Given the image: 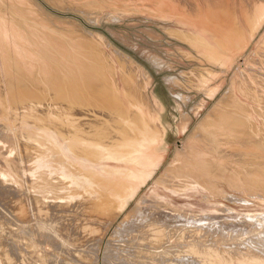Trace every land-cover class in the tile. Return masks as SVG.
Wrapping results in <instances>:
<instances>
[{
    "label": "bare ground",
    "instance_id": "bare-ground-1",
    "mask_svg": "<svg viewBox=\"0 0 264 264\" xmlns=\"http://www.w3.org/2000/svg\"><path fill=\"white\" fill-rule=\"evenodd\" d=\"M45 1L95 23L109 8L121 18L146 11L184 21L191 15L205 23L235 19L233 0H203L202 6L187 0L190 14L183 10L186 0ZM242 1L256 32L264 20V2ZM43 5L38 0H0V264H264V214H238L232 207L230 217L204 216L142 196L104 242L134 196L135 181H144V172L111 168L107 174L121 180H106L87 162L115 161L144 168L151 160H139L138 155L150 149L164 152L167 131L125 105L127 100L134 106L140 92L138 103L150 107V75L142 73L134 95L131 86L137 67L127 55L76 21L56 18ZM220 28L218 33L227 41L216 39L217 48L228 53L222 57L215 48L208 58L231 63L232 44L242 37L229 27ZM170 32L183 41L188 34ZM146 57L157 71L172 68L157 54L146 52ZM113 58L120 63L127 99L121 97L113 78ZM200 79L206 82L208 77ZM166 83L172 95L186 104V97L178 92L181 80L170 75ZM233 87L222 95L227 100L223 103L232 104L236 98ZM239 91L249 96L244 85ZM205 94L212 97L217 90ZM228 106L232 107H215L190 143L196 148L193 153L208 156L193 154V160H187L184 152L176 151L161 182L181 192L207 188L212 178H228L237 192H253L254 199L263 202L264 194L259 193L264 190V126L256 128L248 107L235 105L237 114L226 115ZM254 109L264 121V109ZM184 112L177 121L179 131L186 127ZM12 117L17 125L11 123ZM91 190L100 197L92 199Z\"/></svg>",
    "mask_w": 264,
    "mask_h": 264
},
{
    "label": "rangeland",
    "instance_id": "rangeland-1",
    "mask_svg": "<svg viewBox=\"0 0 264 264\" xmlns=\"http://www.w3.org/2000/svg\"><path fill=\"white\" fill-rule=\"evenodd\" d=\"M256 1L264 2V0H256ZM38 2L41 3L42 5L44 4L43 7L56 18L62 20L76 21L78 24H81V26L84 27L85 29L97 34L101 41L104 42L106 39H108L114 47H116L125 55H127L131 59V63L133 67L134 68L137 67V69L135 68L136 69V72H134L135 74H133L134 79L136 78L135 79L136 85L134 83V85L131 86L132 93L139 92L138 91L139 89L137 88V84H138L137 82L140 80L142 73L146 71V73H148V76L150 75L149 78L151 80L148 93H149V101L153 104L152 108L142 105L141 106L134 105L131 107L128 104L130 102L127 100H125V105L126 107L131 109L132 108L142 109V110L138 109V111L136 112L141 114L145 119L147 120L149 119L150 122L154 124L155 122H158L162 126H165L167 129L166 138L168 140V144H166L165 146V149H167V154L164 157V159L162 160L157 159L159 157V154L156 153L155 155L154 152H156V150L154 149L153 150L150 149L144 152L143 155H138L139 160L152 158L153 166L149 167L148 175L145 177L144 181H142L139 178L135 181V189H136L135 194L133 197L129 199L128 205L123 211V215H121V217L117 220V222H115L114 225L111 227L109 235L107 239L104 241L105 243L108 242V239H110L113 232L116 230V228L123 220V218L136 209L137 203L139 200L142 199L141 198L142 196L154 197L165 202H170L171 204L177 206L180 209L190 212H197L204 216L230 217V215L228 214L230 213L229 210L231 207H232L231 209H233V211L235 210V212L238 214H245V215L264 214V203H263L264 201L260 202L257 199H254L255 195L252 194L253 192L251 193L249 191V193L247 194L240 193V191L237 192L235 190V187H233L231 184L233 180L230 181V179L228 178H215V179L212 178L211 180L212 185L211 186L210 184L206 185L207 188L205 187L202 188L201 186H195L194 189H184L181 192H178V190L175 188L168 189L167 188L168 185L169 187H171L170 184H165V185L157 184V179L163 173H165L170 163H172L176 151L179 150L182 153L184 152L183 153L184 159L187 160L188 159L193 160L195 154L197 155V157L201 155L208 156V154L199 155L198 153H193L196 151V150L194 151V149L196 148H191L189 146L188 137L194 132L196 126H198L208 116L209 112L212 109H214L215 104L218 102V100L221 99L222 95L230 87L231 84L235 83L237 90L239 85H244L248 88L249 91L254 92L258 95H262L264 97L263 82L260 81V80H264V57L261 56L260 54V51L263 49L262 47L264 44V23H262L258 33L252 37L251 31L249 30L242 13V2H243L242 0H233L234 2L233 5L235 6V7L233 6L234 7L233 12L235 13L238 19L239 25L246 31V34L249 38V43L248 46L243 50L242 49L240 51L234 50V52L231 54L232 55L231 63L218 62L215 60H210L208 58L211 52L213 51V49L215 48L218 49L216 50V53L218 52L217 54H220L222 57H225L228 53V51L226 53L222 48H217L219 47V45L217 44L216 39L223 40L224 42L227 41V39H225L223 36H220L218 33L214 32L213 28L215 27L216 29V24L218 22L208 21V23H205V21L201 19L199 20L193 18L194 16H192L191 18V15H189L190 17L186 15L187 19L186 21H184L185 19L182 20L180 18L178 19L177 17H173V16L165 17V15L163 16L155 15L146 11L143 13L132 14L127 18L123 16L122 19L121 16H119L120 14L119 12H116V10L114 11L113 9L109 10L110 9L109 8L106 9L105 11L108 10L107 12H111V13H107L105 11L101 12L100 16H98L101 21L99 20L100 22L98 21V23H95L93 21H90L86 16H84V14L82 15L81 13L78 12L79 14L77 15V11L75 12L73 10L72 11L61 10L57 7H53L45 0H38ZM196 3L201 6L204 4L203 0H196ZM185 4H186V8L184 9L182 7L181 8L183 10L186 9V12L188 9V12L186 14L188 13L190 14L189 8L191 6L187 7L189 5V2L187 0L185 1ZM185 4H183L182 2L181 5L180 3L181 6L183 5L185 6ZM61 11H64L65 13ZM202 15L203 16L206 15V10H203ZM107 16L110 18H108ZM85 17L87 18V20ZM111 17H115V18L118 17L117 19H119L118 22L120 23H118L117 21L112 22ZM170 30H177V31L185 30L186 33H188L186 34L185 41L179 39V37L176 38V35L171 34V32L169 33ZM112 31L113 33H111ZM191 34L193 37L191 36ZM188 37L189 39H187ZM198 37L199 40L197 39ZM201 39L204 40L203 41L205 42L204 45L200 43ZM134 47L137 48L135 49ZM105 51L106 53L109 54V56H113L108 48H106ZM146 52H151L164 58L168 63L171 64L172 68L168 70L157 71L152 66V64L147 60ZM115 59L116 58H113L115 65V69H114L115 74L113 75V78H116L120 85L118 92L120 93L121 97L127 99L126 98L127 88L125 86L126 83L122 74L123 72L121 71V66L119 65L120 63L117 61V59L116 60ZM216 68L218 69L216 70ZM203 69L204 71H201ZM208 69H211V71L210 70L208 71ZM170 75L177 77L179 78V80H181L182 87L180 86V88H178L179 89L178 92L184 97H186L185 100H187L186 103L188 105H186L182 100H179L178 98L172 95L171 88L166 83V79L170 77ZM201 76H207L208 80L206 82L201 81L200 79ZM122 81L125 84H123ZM199 86L201 88H197ZM205 90H217V94L212 97H208L205 94ZM135 94L136 93H134V95ZM139 95H137L134 100L137 104L139 102L138 100ZM238 97L239 98H237V101L235 102H233L234 100L231 101L232 104L230 105L232 107L230 106L227 107L226 115H231L235 113L237 114L238 110L236 111V107L234 104L240 103L248 107V109L250 110V118L254 121L256 128L261 130V128L264 126V121H262L260 115L255 112L256 109L254 108L264 109V100L258 102L257 99L254 100L247 98L246 96L240 93H238ZM158 103H162L164 105L163 111L160 110ZM232 108H234L233 110H235V112L232 110ZM146 109H151V112L149 110L147 111ZM184 111L186 112V115L190 118V122L187 128L185 127L183 128V130L179 131L177 127V121L180 117V114H182ZM13 118L14 117L11 118V123L17 125L18 121L15 118L14 119ZM229 124L232 126L231 128L233 129L234 125H232L231 123ZM258 132L262 134L261 131ZM185 143L186 145H184ZM64 149L66 150L65 145H64ZM216 155L218 156V154ZM222 155L223 154H221V156ZM68 156L72 158L71 155L68 154ZM53 158L55 159L56 157L54 156ZM221 158L224 159L225 155H223V157ZM54 159H51V162L52 161L55 162ZM230 159L232 160L231 162H235V159L234 161L233 158ZM187 160L184 164H188ZM87 163H86L87 167L91 169H95L96 171H98L97 173L99 174H103L106 180H113V179H116V181L121 180V178L118 176L115 177L109 176L106 172L107 169H111V168L128 169L130 171L133 172L136 171L138 173H142L144 169L136 166H131L123 162H115V161H103V163H98V164H95V162L93 163L92 161ZM251 163L252 162L248 161L249 165ZM176 179L179 178L176 177ZM186 179H189V177L186 176ZM214 185L215 187L213 188L212 186ZM209 186L211 187V189ZM217 186L219 187V189L217 188ZM217 190L218 191L220 190L219 193L215 192ZM263 192L259 193V196L260 194L261 195L264 194ZM223 194L225 197L228 196V197L236 198L238 196L237 197L238 199L240 198L245 199L249 201L250 204L246 205L239 203L238 201L234 200L235 198L232 200L229 199L227 200L223 197ZM97 197H100L99 193L95 190H91V198L95 199Z\"/></svg>",
    "mask_w": 264,
    "mask_h": 264
},
{
    "label": "crops",
    "instance_id": "crops-1",
    "mask_svg": "<svg viewBox=\"0 0 264 264\" xmlns=\"http://www.w3.org/2000/svg\"><path fill=\"white\" fill-rule=\"evenodd\" d=\"M249 9V8H248ZM242 13H243V16H244V18H245V21H246V23H247V26H248V28H249V30L251 31V35H252V37L253 36H255L257 33H258V31H259V29H260V27H261V25H262V23H264V20H262V21H260L261 23H259L257 26H256V32H254V20H253V17H250V16H248L247 15V13H244L243 12V8H242ZM216 24V23H215ZM220 26L221 27H224V28H231V30L233 31L234 30V33H237L238 35H240L241 37H242V40H244L245 42V44L243 45V42H242V40H236L234 43H236V44H232V53L234 52V50L235 51H237V50H243V49H245L247 46H248V43H249V38H248V36H247V34H246V31L239 25V22H238V19H237V17H236V15H235V19H234V23L232 22V23H230V22H228L227 20H223L221 23H217L216 24V29H215V27L213 28L214 29V32H216V33H218V30H220L221 28H220ZM220 36H223L225 39H226V36H224L223 34H221V33H218ZM223 41V40H222ZM241 42V46L239 45V43ZM263 49L260 51V54H261V56H263L264 57V44H263V47H262ZM231 62H232V58H231ZM261 82H263V89H264V80H260ZM230 87H233V84H231L230 85ZM229 89V88H228ZM233 89H235L236 90V99H232V100H234V101H237V98H239L238 97V93H240V94H242L240 91H239V87H238V90L236 89V85H235V83H234V87H233ZM245 89H246V91H247V93L249 94V96L247 97L246 95V97L247 98H250V99H254V100H258V102H260L261 100H264V97L262 96V95H258V94H256V93H254V92H251V91H249L248 90V88L245 86ZM243 95V94H242ZM227 102V100H226V98H222L221 97V99L220 100H218V102L215 104V106H214V108L215 107H217V106H222V105H230V104H226V103H223V102ZM233 101V102H234ZM150 102V101H149ZM186 102H187V100H186ZM231 102V101H230ZM151 103V102H150ZM240 104V103H239ZM239 104H236L235 103V105H239ZM136 106H139L140 104L138 103H136L135 104ZM186 105H188L187 103H186ZM153 106V104L151 103L150 104V107L149 108H151ZM158 106H159V108H160V110H164L163 108H164V105L162 104V103H158ZM138 109L139 110H142V109H140V108H136V110L135 111H138ZM144 110V109H143ZM147 111L149 110L150 112H151V109H146ZM145 110V111H146ZM153 110V109H152ZM214 111V109H212L210 112H209V114H208V116L211 114V112H213ZM207 116V117H208ZM206 117V118H207ZM205 118V119H206ZM205 119L198 125V126H196V128H195V130H194V132L188 137L189 138V141H188V144H189V146L191 147V141H192V139L194 138V135H195V133H196V131H198L199 129H200V127H201V124L205 121ZM189 122H190V118L186 115V128L188 127V124H189ZM161 125V124H160ZM165 129H166V127L165 126H163ZM166 131H167V129H166ZM167 137V136H166ZM187 142V141H186ZM164 144H165V146H166V144H168V140H167V138L165 139V141H164ZM166 152V153H165ZM166 154H167V149H165V151L164 152H161V153H159V157L157 158V159H159V160H162V159H164V157L166 156ZM156 155V154H155ZM150 160H151V162L149 163V165H147V166H144V169H143V172H144V177H146L147 175H148V172H149V167H151V166H153V162H152V158H149ZM164 174V173H163ZM162 174V175H163ZM161 175V176H162ZM161 176L157 179V184H160V185H165L166 183H164V182H161ZM145 179V178H144ZM168 189H169V187H167ZM187 189H194V187H192V188H187ZM170 203V202H169Z\"/></svg>",
    "mask_w": 264,
    "mask_h": 264
}]
</instances>
